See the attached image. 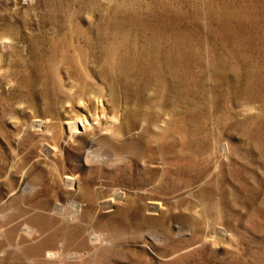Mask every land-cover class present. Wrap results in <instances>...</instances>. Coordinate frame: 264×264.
Returning a JSON list of instances; mask_svg holds the SVG:
<instances>
[{
	"label": "rangeland",
	"instance_id": "rangeland-1",
	"mask_svg": "<svg viewBox=\"0 0 264 264\" xmlns=\"http://www.w3.org/2000/svg\"><path fill=\"white\" fill-rule=\"evenodd\" d=\"M0 264H264V0H0Z\"/></svg>",
	"mask_w": 264,
	"mask_h": 264
},
{
	"label": "bare ground",
	"instance_id": "bare-ground-1",
	"mask_svg": "<svg viewBox=\"0 0 264 264\" xmlns=\"http://www.w3.org/2000/svg\"><path fill=\"white\" fill-rule=\"evenodd\" d=\"M145 51V50H144ZM114 55V54H113ZM144 55V54H143ZM147 60V59H146ZM79 120V119H78ZM95 121H97V120H94V122ZM115 121V120H114ZM86 122V121H85ZM88 122V121H87ZM99 122V121H98ZM98 122H96V125H98L97 123ZM68 124H69V127L70 128H72V129H76V126H77V121H69L68 122ZM85 124V123H84ZM79 126V125H78ZM85 127H87V126H85ZM94 127V126H93ZM113 202H114V200H113ZM154 202H156V201H154ZM111 203H112V201H111ZM111 203H110V205H111ZM115 203V202H114ZM152 205V204H151ZM156 205V204H155ZM157 206H158V202H157ZM155 207V206H154ZM159 207V206H158ZM153 208V207H152Z\"/></svg>",
	"mask_w": 264,
	"mask_h": 264
}]
</instances>
